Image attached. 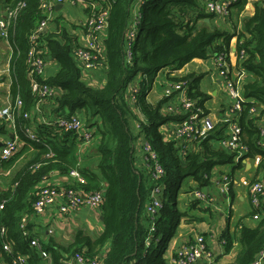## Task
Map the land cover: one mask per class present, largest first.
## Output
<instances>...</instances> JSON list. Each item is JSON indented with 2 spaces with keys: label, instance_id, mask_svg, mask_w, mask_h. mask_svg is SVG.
I'll list each match as a JSON object with an SVG mask.
<instances>
[{
  "label": "trees",
  "instance_id": "trees-1",
  "mask_svg": "<svg viewBox=\"0 0 264 264\" xmlns=\"http://www.w3.org/2000/svg\"><path fill=\"white\" fill-rule=\"evenodd\" d=\"M0 1L10 9L25 3L9 32V42L12 47L11 105H15L18 97L23 101L22 115H16L15 120L16 132L26 143L5 163L4 171L10 172L29 150L34 151L33 155L27 156L18 172H11L9 186L0 192V202H5L0 215L7 229L5 240L12 245L14 255L28 257V264H48L40 251L31 246L34 235L30 216L36 215L34 204L41 188L52 185L57 189H72L83 197L101 193L100 207L104 220L103 232L97 238L80 230L68 246L53 241L41 242L42 249L50 255V264H65L66 260L74 259L77 254L95 259L108 245L110 247L102 264H166L164 254L168 242L185 214L176 206L181 183L192 178L200 187L208 186L215 168L235 164V161L233 154L219 147V142L225 137L226 123L217 124L207 136L191 144L190 150L183 155L176 141L164 140L162 128L170 123H182L189 113L179 111L164 114L169 99L164 98L157 105H152L146 96L160 71L168 68L179 71L195 59L206 60L212 55L226 54L229 59L234 40V55L240 60L241 53L246 54V58L237 63V69L249 75L243 89L245 97L250 100L244 103L242 112L236 118L241 126L243 142L249 147L247 158H261L257 173H262L264 177L261 138V122L264 119V3L255 5L254 15L243 19L241 29L239 25L226 21L230 30H225L216 24L211 26L215 18L206 13L201 0H143L129 61L126 35L132 23L134 6L139 0H97L108 10L104 53L100 57L106 70V80L104 85L97 88L84 81L83 70L74 58L77 36L66 27L53 34L42 32L39 36L40 48L47 52V57L59 69L54 76L40 81L55 89V95L49 100L54 101L55 113L63 114L59 118L84 112L82 119L85 125L94 129L99 136L97 165L96 169H92L90 164L80 165L77 156L79 136L74 131L42 125L37 133L39 143L26 139L23 131L32 127L33 121L31 118L25 119L23 114L33 116L37 112H34L37 98L32 93L27 60L31 35L45 19L41 11L44 0ZM249 1L241 0L235 6L240 14L244 15ZM86 10L89 15L91 10ZM206 19L210 20L209 24ZM63 21L66 22L64 18ZM138 76L142 77V82L139 83L140 95L134 106L144 118L139 121L140 134L157 153L165 171L158 181L151 177L152 167H148L151 179L147 181V176L136 164L134 142L137 136L131 126L134 113L123 98ZM172 80L187 81L188 98L195 102L194 109L202 110L200 118L209 115L206 103L210 97L200 90L201 76H176ZM253 106H258L255 116L250 114ZM4 127L0 125V134H7ZM241 164L239 162L236 168H241ZM73 171H79L81 180L77 179L76 182L70 179ZM54 172L67 177L68 181L62 185L49 183ZM259 180L256 176L252 183ZM156 182L163 189L162 208L152 218L146 206ZM230 196L233 197V190ZM199 202L192 201L191 207H196ZM144 211L147 212V226L142 223ZM254 215H259V223L253 229L241 228V251L235 264H253L264 252V201L260 209L253 207L252 217ZM23 219L29 222V237L24 236L21 227ZM222 241L225 253H230L234 248V238L226 232ZM11 259L10 255L3 253L0 264H11Z\"/></svg>",
  "mask_w": 264,
  "mask_h": 264
},
{
  "label": "crops",
  "instance_id": "crops-1",
  "mask_svg": "<svg viewBox=\"0 0 264 264\" xmlns=\"http://www.w3.org/2000/svg\"><path fill=\"white\" fill-rule=\"evenodd\" d=\"M207 0H201L202 7L204 8ZM0 8L5 10L6 5L3 1H0ZM140 8V1L134 6V11ZM7 9V8H6ZM246 15V14H245ZM245 15L240 14L238 8H233L231 11L229 22L230 24H238L241 28L242 21ZM66 21L64 23L63 21ZM88 13L84 5H64L63 8L57 10L53 20L49 22L45 33L53 34L61 32L66 27L70 32L77 36V39H81L83 33L80 26L86 22ZM207 23V22H206ZM210 22H208L209 24ZM77 26L76 29L72 25ZM211 26H222L225 30H230V25L226 23L214 21L210 23ZM107 31L104 34V38ZM235 40L232 42L230 49L232 51L231 62L234 64V76L237 75L238 69L235 60ZM12 56V47L9 40H3L0 38V105L1 108L12 104L10 96V87L12 83L10 74V60ZM214 55L206 60L195 59L184 66L179 71L172 69H164L160 71L155 78L150 91L146 96V100L152 104L157 105L164 99V85L168 78L174 76H183L195 74L196 76L203 75L200 80V90L210 97V100L206 103V108L209 110V115L215 120H219L226 117L228 109L231 106V99L225 92L221 80L217 78L215 71ZM47 68L45 78L54 76L58 71L57 64L47 57ZM84 81L92 87H100L104 85L106 80V70L102 66L100 69H96L92 72H85L82 74ZM249 78V75L247 76ZM142 77L138 76L128 87L124 93V101L130 106L134 113V118L131 119V126L137 139L134 142L135 158L137 166L143 170L147 176L146 180L149 181L150 172L148 166L144 161V143L146 142L143 135L140 134L139 121H142V113L135 109L134 103L131 100V85L137 86L142 82ZM141 80V81H140ZM181 99L178 95L174 96L169 100L168 106L176 111L179 110V104ZM55 105L53 100H46L41 105V110L33 114L31 117L32 128L38 133V129L42 125L52 126L53 122L56 121L63 114L55 113ZM78 116L82 119L80 112ZM164 114L168 113L165 108ZM83 120V119H82ZM219 124V123H218ZM227 125V124H226ZM264 127V119L261 122ZM7 134H0V145H2L6 139L13 137V131H9V127H4ZM177 129V124L170 123L162 128L164 140L173 141L174 133ZM229 127L226 126L225 135L229 132ZM93 132L95 130L93 129ZM99 136L93 133L92 140L89 143H81L78 141V152L77 156L80 160V165H91L92 169H96L98 160V147ZM23 145L21 146V148ZM20 148V149H21ZM1 149V146H0ZM34 151L29 152L21 158V160L10 170L9 175H0V192L5 190L10 184L11 172H18L24 161L28 158L27 156L33 155ZM235 164L231 170L227 171V166H219L214 169L210 184L205 187H200L192 178L185 179L176 195V206L177 209L185 213L182 217L180 224L176 229V233L171 237L168 242V247L164 254L166 264H173L176 258V254L179 249L187 246L189 243H193L198 236L205 238L207 248L212 251L214 255V261L209 264H235L239 252L241 251L240 232L242 227L256 228L259 221H256L252 217L253 206L250 201L249 184L257 176L258 179L264 180L263 174H258L257 169L260 161L257 159H248L242 163L241 168H236ZM236 168V169H235ZM230 175L231 183L224 187L223 175ZM13 178V177H12ZM71 180L77 182V178L71 176ZM68 181L67 177H61L58 173L54 172L51 174L49 183L60 184ZM149 183V182H148ZM222 184V185H221ZM233 190V197L230 196V191ZM200 191L206 196V201H200L196 207H191V203L196 199L195 192ZM148 205V204H147ZM147 210V206H146ZM103 213L101 207H88L84 206L78 209L76 212L70 214H64L60 212L57 207H51L47 209L41 215L30 216L32 231L34 238L39 239L43 244L48 242H55L58 245L68 246L74 239L78 231H83L85 234L97 238L103 232V221L101 218ZM147 212L144 211L142 214V223L147 226L146 223ZM228 232L234 238L233 250L226 254L225 248L222 243V236ZM109 245L104 248L96 258L104 259L106 256ZM50 264L51 260H47ZM65 264H76L74 259L66 260ZM206 264V263H202Z\"/></svg>",
  "mask_w": 264,
  "mask_h": 264
},
{
  "label": "built area",
  "instance_id": "built-area-1",
  "mask_svg": "<svg viewBox=\"0 0 264 264\" xmlns=\"http://www.w3.org/2000/svg\"><path fill=\"white\" fill-rule=\"evenodd\" d=\"M140 5L143 0H139ZM241 0H207L205 3V11L207 14L212 15L216 21L224 22L229 21L232 9L239 4ZM250 0V4L245 8L246 12H250L251 16L254 15L257 3H264V0ZM84 5L86 9L91 10L88 18L84 24L80 26L83 33L81 39H78L73 54L79 67L85 72H92L96 69H100L103 63L100 62V57L104 53V34L108 27V10L101 6V2L97 0H44L41 3V11L45 15V19L40 22L34 33L31 35V49L28 53V77L32 82V93L37 98V105L35 111L41 110V105L44 101L51 99L55 95V89L45 82L40 80L45 79L47 62V52L41 49L39 36L42 32H45L50 21L56 13L57 5ZM25 7V3H21L18 7L2 10L0 8V38L3 40H9V32L14 26L19 12ZM140 9V8H139ZM139 9L134 11L132 17V23L129 31L127 32V58L130 61L132 57L131 47L132 42L136 36V25L139 19ZM245 15L244 17H246ZM235 52H236V48ZM232 55V54H231ZM231 55L219 54L214 56L215 71L217 78L221 80L223 88L229 98L231 99V106L228 109L226 117L219 119L218 121L212 118L210 115L200 118L202 114L201 109H194L195 102L188 98V83L187 81H174L173 78H168L164 85V98L172 99L178 95L181 99L179 104V110L176 111L166 105L168 113L182 112L189 116L182 123L177 124V129L174 133L173 141H176L180 147L181 153L185 155L191 147V144L199 139L207 136L218 123H226L229 127V132L225 135L224 139L219 142V147L234 155V161L244 163L248 160L247 155L249 153V147L244 144L243 136L241 132V126L238 122L237 114L243 110L244 103L249 102L245 97L243 85L248 80V74L245 71L238 72L234 76V64L231 62ZM246 54L241 53L240 60L235 56L236 64L239 61L244 60ZM140 95V87L131 85V100L137 102ZM23 101L20 97L17 98L15 105H9L0 109V125L9 127V131H13V137L6 139L0 149V175H9L10 172L4 171L3 167L5 163L10 161L12 157L18 153L20 147L26 142L20 138L16 132V115H22ZM250 114L255 116L258 114V106H253ZM25 119H30L32 114L24 113ZM53 125L63 131H74L79 136V142L89 143L92 140L93 130L88 128L84 121L78 116L74 115L69 118H58L53 122ZM26 139L32 142H40V137L33 130L32 127H27L23 131ZM261 138L263 139L262 146H264V127L261 128ZM144 161L148 167H152L151 177L154 181L161 179L165 171L159 163L158 155L152 148V146L144 143ZM260 161L261 158L257 157ZM73 177L80 179L79 171H73L71 174ZM225 177L224 187L231 183L230 175H223ZM222 185V184H221ZM162 186L156 182L150 196V202L147 205V212L153 218L156 213L162 208ZM250 201L253 207L260 209L262 202L264 201V181H257L249 184ZM196 199L199 201H206V196L200 191L195 192ZM102 203L101 193H94L86 197L77 194L72 189H57L52 185L44 186L41 188L36 203L34 204V212L36 215L43 214L47 209L51 207H57L60 212L64 214H70L76 212L78 209L84 206L88 207H100ZM5 202H0V215L4 209ZM254 220L259 221V215H254ZM27 219H23L21 227L24 231V236L29 237L30 232L27 229ZM154 231V224L151 226ZM7 229L3 225L0 216V258L3 253H7L12 257L11 264H28V257L20 254L14 255L12 245L6 242L5 237ZM224 244V242L222 241ZM31 246L36 247L44 260H50V255L42 249V243L39 239L33 238L31 240ZM264 259V252H262L258 259L253 264H262ZM76 264H102V259L86 258L83 254H77L74 258ZM214 261V255L210 251L205 243L203 236H198L193 243H189L187 246L179 249L176 254V258L173 264H209Z\"/></svg>",
  "mask_w": 264,
  "mask_h": 264
},
{
  "label": "water",
  "instance_id": "water-1",
  "mask_svg": "<svg viewBox=\"0 0 264 264\" xmlns=\"http://www.w3.org/2000/svg\"><path fill=\"white\" fill-rule=\"evenodd\" d=\"M255 3H256V0L253 1V4H255ZM63 6H64V5H62V4L57 5V6H56V9L59 10V9L63 8ZM252 10L255 11V8H252ZM246 15H247V17H251V13L248 12V11L246 12ZM205 21H206L207 23L210 22L209 19H206ZM258 106H260V105H258ZM0 146L2 147V145H0ZM101 220L103 221V220H104V217H102Z\"/></svg>",
  "mask_w": 264,
  "mask_h": 264
},
{
  "label": "rangeland",
  "instance_id": "rangeland-1",
  "mask_svg": "<svg viewBox=\"0 0 264 264\" xmlns=\"http://www.w3.org/2000/svg\"><path fill=\"white\" fill-rule=\"evenodd\" d=\"M248 4H250V1H249V3ZM84 24V23H83ZM236 25H238V24H236ZM222 27V26H221ZM240 27V26H239ZM239 29H241V28H239ZM203 78V75H201V79ZM234 166H232V165H229V166H227V171H229V170H231V168H233Z\"/></svg>",
  "mask_w": 264,
  "mask_h": 264
}]
</instances>
